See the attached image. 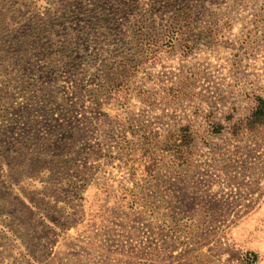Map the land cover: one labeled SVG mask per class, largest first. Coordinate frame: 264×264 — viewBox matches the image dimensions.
<instances>
[{"label": "rangeland", "instance_id": "374dc122", "mask_svg": "<svg viewBox=\"0 0 264 264\" xmlns=\"http://www.w3.org/2000/svg\"><path fill=\"white\" fill-rule=\"evenodd\" d=\"M256 98L264 0H0V264H264Z\"/></svg>", "mask_w": 264, "mask_h": 264}, {"label": "trees", "instance_id": "16d2710c", "mask_svg": "<svg viewBox=\"0 0 264 264\" xmlns=\"http://www.w3.org/2000/svg\"><path fill=\"white\" fill-rule=\"evenodd\" d=\"M243 122H246L245 128L249 131L264 125V99L256 98L255 107L250 110ZM193 143L194 139L190 130L187 127H181L173 135L168 134L165 137L162 150L170 154L174 163L183 164ZM147 169L149 170V165L146 167ZM255 260L256 256H253V260L249 264Z\"/></svg>", "mask_w": 264, "mask_h": 264}]
</instances>
